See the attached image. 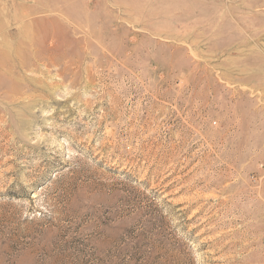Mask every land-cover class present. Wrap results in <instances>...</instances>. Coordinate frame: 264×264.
<instances>
[{
  "label": "rangeland",
  "instance_id": "1",
  "mask_svg": "<svg viewBox=\"0 0 264 264\" xmlns=\"http://www.w3.org/2000/svg\"><path fill=\"white\" fill-rule=\"evenodd\" d=\"M0 264H264V0H0Z\"/></svg>",
  "mask_w": 264,
  "mask_h": 264
}]
</instances>
